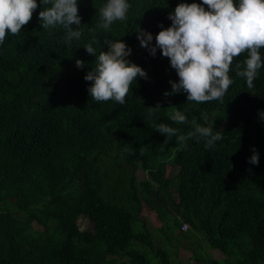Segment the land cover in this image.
<instances>
[{
  "label": "trees",
  "instance_id": "obj_1",
  "mask_svg": "<svg viewBox=\"0 0 264 264\" xmlns=\"http://www.w3.org/2000/svg\"><path fill=\"white\" fill-rule=\"evenodd\" d=\"M182 2L202 0H129L127 19L104 30L98 10L106 0H78L82 36L69 45L60 26L42 28L46 6L37 0L31 22L0 45V264H174L142 217L146 204L167 215L164 227L173 235L200 232L225 255L220 261L197 248L195 264H264V66L249 89L235 68L246 54L236 58L223 100L165 96L178 75L159 48L153 56L141 46L137 33L150 32L154 45ZM105 39L123 40L132 50L127 59L147 73L122 105L91 99L92 82L84 79L95 67L84 45L93 42L98 55L107 51ZM157 104L156 124L186 134L195 119L222 140L211 148L203 139L165 142L143 118ZM176 109L188 124L171 121ZM253 150L258 164L250 162ZM114 153L121 163L103 165ZM81 217L92 232L79 230Z\"/></svg>",
  "mask_w": 264,
  "mask_h": 264
},
{
  "label": "clouds",
  "instance_id": "obj_2",
  "mask_svg": "<svg viewBox=\"0 0 264 264\" xmlns=\"http://www.w3.org/2000/svg\"><path fill=\"white\" fill-rule=\"evenodd\" d=\"M40 4L46 6L39 12L43 29L60 26L64 30V42L69 45L74 39L81 38L78 0H40ZM38 7L37 0H0V45L9 34L18 36L31 22ZM130 7L129 0H106L98 10L101 21L98 27L110 30L114 22L125 21ZM168 19L172 21L171 25L167 28L161 26L154 45L150 32L139 30L137 33L141 46L153 56L159 48L178 75V81H170L171 91H166L165 96L184 92L186 101L196 104L223 100L234 82L229 75L233 62L244 54L243 66L241 63L235 65L236 75L246 80L249 89L254 87L258 70L264 66L261 57L264 0L182 2L177 4L174 13H169ZM73 24L78 27L72 28ZM104 45H107V51H100L98 55L93 42L84 45L86 52L95 57V67H91L84 77L92 82L88 93L96 102L112 100L122 105L133 91V82L138 78L147 79V73L127 59L132 50L123 40L105 39ZM84 63L76 60L78 68H83ZM147 108V115L143 117L145 122L150 123L155 131L166 134L165 142L176 136L177 142L186 146L189 139L197 142L203 139L205 148H211L223 138L220 131L214 132L211 126H202L195 119L191 120V130L186 134L169 124H156L152 118L160 105ZM170 119L177 125L189 123L188 117L179 109L170 114ZM250 162L259 163V154L255 150Z\"/></svg>",
  "mask_w": 264,
  "mask_h": 264
},
{
  "label": "rangeland",
  "instance_id": "obj_3",
  "mask_svg": "<svg viewBox=\"0 0 264 264\" xmlns=\"http://www.w3.org/2000/svg\"><path fill=\"white\" fill-rule=\"evenodd\" d=\"M223 115H220L217 120H221ZM227 124V121L224 125ZM121 157L117 153L109 157L102 158V164L108 167L115 166L121 163ZM171 166L167 168V174L171 173ZM139 180L146 177L141 169L137 172ZM142 217L147 224L148 229L152 232L157 245H166L172 254L174 264H195V250L201 249L215 257L216 260H223L225 255L216 249L207 246L205 239L200 232L192 231L189 236L173 235L171 231L164 227V223L168 221L167 215L159 209H152L149 205H145L142 211ZM34 229L42 230V227L37 223L33 224ZM93 225L89 219L81 217L79 219V230L81 232H92ZM164 242V243H163ZM203 254V253H202Z\"/></svg>",
  "mask_w": 264,
  "mask_h": 264
},
{
  "label": "built area",
  "instance_id": "obj_4",
  "mask_svg": "<svg viewBox=\"0 0 264 264\" xmlns=\"http://www.w3.org/2000/svg\"><path fill=\"white\" fill-rule=\"evenodd\" d=\"M186 228H187L186 226L183 227V229H186Z\"/></svg>",
  "mask_w": 264,
  "mask_h": 264
}]
</instances>
